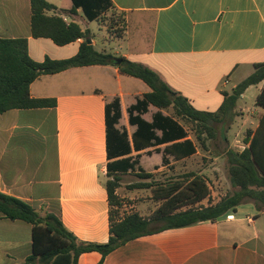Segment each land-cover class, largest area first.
I'll return each instance as SVG.
<instances>
[{
  "label": "crops",
  "instance_id": "0c3cea01",
  "mask_svg": "<svg viewBox=\"0 0 264 264\" xmlns=\"http://www.w3.org/2000/svg\"><path fill=\"white\" fill-rule=\"evenodd\" d=\"M47 1L68 24L89 30L98 51L153 69L201 111H217L224 101L222 91H228L234 77L240 76L231 90L255 71V64L264 62V0H112L114 10L124 14L126 30L122 37L103 36V41L91 30L94 21H88L82 9L70 12L72 0ZM31 18V0H0V38H26L28 53L37 62L47 57L67 59L79 52L83 39L59 46L50 38L33 37ZM257 86L261 91L263 85ZM150 91L145 82L113 65L40 76L30 86L31 96L55 99V107L0 114V193L28 202L41 216L56 215L82 242L107 243L108 179H120L116 191L120 199L123 179L141 180L142 173L154 174L201 153L188 124L187 138L197 149L191 156L176 160L169 155L166 164V144L143 146L140 137L136 146L138 126L130 122L129 108ZM116 99L121 118L115 128L128 135L131 152L110 159L106 107ZM158 111L169 115L151 105L140 117L152 122ZM157 135L162 136V131L157 130ZM111 143L115 153L119 148L114 140ZM243 144L236 151L247 146ZM122 159L128 160L120 163ZM210 198L201 204L216 203ZM121 207L120 218L138 212L123 213ZM233 215L234 220L223 218L142 236L109 254L103 264H264V230L258 227L264 211L240 219ZM32 229L31 224L0 213V264H26L33 250ZM102 258L99 252H87L78 264H99Z\"/></svg>",
  "mask_w": 264,
  "mask_h": 264
},
{
  "label": "trees",
  "instance_id": "16d2710c",
  "mask_svg": "<svg viewBox=\"0 0 264 264\" xmlns=\"http://www.w3.org/2000/svg\"><path fill=\"white\" fill-rule=\"evenodd\" d=\"M72 2L73 9L70 12H76L80 8L90 22H100L108 12H112L111 30L119 31L118 37L125 33L124 14L114 10L112 0ZM31 5L33 37L50 38L59 46L79 39H83V42L79 52L71 58L47 57L43 62H37L28 53L26 38H0V114L12 109L55 107V99L31 96V84L42 75L56 74L75 67L113 65L122 74L136 77L150 87L151 91L129 108L130 122L138 126L134 143L139 147L138 139L141 137L143 146L166 144L165 163L169 164V155L179 160L197 151L194 142L187 138L185 125H192L197 144L206 150L208 138H217L216 126L221 125L224 131L234 122L238 101L244 93L250 87L264 82V62L257 63L250 76L231 91H222L224 101L217 111H201L196 109L187 97L171 88L153 69L122 56L98 51L92 43L90 31L83 30L74 22L68 24L61 13L56 12L58 8L47 0H31ZM49 12L54 14L49 15ZM256 104L264 109V86L257 96ZM151 105L160 110L172 109V113L165 115L158 111L153 121L147 122L140 115L147 112ZM135 112L138 115L135 116ZM120 118V101L116 99L106 107L110 159L113 155L120 157L131 152L128 135L115 128ZM157 130L162 131V136L157 135ZM113 140L119 148L115 153L111 150ZM244 142L247 146L242 151L231 149L227 153L229 178L234 190L207 206L201 204L211 196V188L204 174L190 172L181 177L158 182L154 174L142 173L139 176L143 181L132 185L131 188L151 189L153 198L161 202V205L148 217L132 212L120 218L122 203L116 194L120 179L117 176L109 179L106 183L110 203V239L107 243L82 242L56 215L41 216L28 202L3 193H0V213L8 219L22 220L33 226V250L26 264H78L82 254L93 251L102 255L99 264H103L106 257L116 249L148 234L202 222H214L236 213L239 206L248 202H253L257 210L263 212L264 114L258 127L247 131ZM124 144H127L126 148L122 146ZM127 160L122 159L120 163ZM109 167L111 168V164ZM127 168L123 167L122 170Z\"/></svg>",
  "mask_w": 264,
  "mask_h": 264
},
{
  "label": "rangeland",
  "instance_id": "374dc122",
  "mask_svg": "<svg viewBox=\"0 0 264 264\" xmlns=\"http://www.w3.org/2000/svg\"><path fill=\"white\" fill-rule=\"evenodd\" d=\"M112 12H108L101 21H94L91 23V30L94 32L98 39L102 40L103 36H110L113 38L118 37L119 31L112 29L111 24L113 23L110 18ZM100 23V24H99ZM108 27V30L105 26ZM121 28V25L120 27ZM101 41L98 49L101 50ZM112 46L117 47L113 44ZM108 51H112L113 48H108ZM240 76H235L233 82ZM230 84L226 90L231 91L232 85ZM264 86V82L261 83ZM260 93L259 86L251 87L246 92L245 97L238 101L236 113L237 116L231 124L227 126V129L222 131V126L217 125V138H208V148L206 150L200 148V155H197L193 159L187 160L182 163H173L166 166L164 170L154 172L155 180L158 182H165L170 180L169 178L181 177L190 172L201 173L208 179L211 188L210 202H217L222 197L233 191V187L230 183L229 178V166L227 161V150H241L244 146V139L247 135L248 130H254L257 127L258 121L261 117L263 108L258 106L257 96ZM167 113L171 114L172 109L166 110ZM188 128H191L192 125ZM192 137L195 139L194 132L190 131ZM224 135L228 137V140L224 139ZM206 138L208 137L205 135ZM200 146V145H198ZM109 180V179H108ZM143 180L135 178H125L122 181L121 189L119 190L120 200L122 201L121 212H130L131 210L138 211L143 216L151 215L154 210L160 205L152 195L150 189H132L131 186L142 182ZM108 182V181H107ZM106 182V183H107ZM205 201L204 204H208ZM237 217L245 218L246 216H260V212L255 208L253 203H245L238 207L236 212ZM46 216V215H45ZM258 227L264 230V216H260ZM245 226H248V222L244 221ZM261 230V231H262ZM264 232V231H262Z\"/></svg>",
  "mask_w": 264,
  "mask_h": 264
},
{
  "label": "built area",
  "instance_id": "2783aa9c",
  "mask_svg": "<svg viewBox=\"0 0 264 264\" xmlns=\"http://www.w3.org/2000/svg\"><path fill=\"white\" fill-rule=\"evenodd\" d=\"M226 218L227 220H234L235 216L233 214H229Z\"/></svg>",
  "mask_w": 264,
  "mask_h": 264
}]
</instances>
